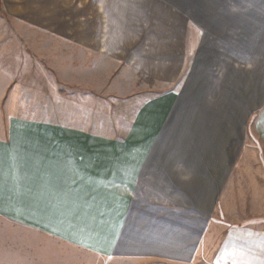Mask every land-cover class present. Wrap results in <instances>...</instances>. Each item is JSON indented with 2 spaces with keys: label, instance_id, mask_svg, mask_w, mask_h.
Segmentation results:
<instances>
[{
  "label": "crops",
  "instance_id": "1",
  "mask_svg": "<svg viewBox=\"0 0 264 264\" xmlns=\"http://www.w3.org/2000/svg\"><path fill=\"white\" fill-rule=\"evenodd\" d=\"M187 44L193 58L182 85L153 97L142 89L148 98L132 119L133 132L94 133L61 120L0 121V227L13 228L22 241L0 250L14 254V264H54L46 260L58 249L47 241L66 256L114 264H193V247L209 230L199 222L211 218L248 127L264 145V0H193ZM202 46L206 68L214 71L217 63L222 70L213 81L205 77L206 102L193 95V127L206 126L198 138L181 128L178 111L190 75L196 93ZM220 97L229 117L214 128L215 118L195 110L217 108Z\"/></svg>",
  "mask_w": 264,
  "mask_h": 264
},
{
  "label": "rangeland",
  "instance_id": "2",
  "mask_svg": "<svg viewBox=\"0 0 264 264\" xmlns=\"http://www.w3.org/2000/svg\"><path fill=\"white\" fill-rule=\"evenodd\" d=\"M187 42L193 43V0H0V121L61 120L94 133L133 132L132 119L148 98L142 89L153 97L182 85L193 58ZM200 53L196 93L190 75L178 111L181 128L198 138L206 126L193 127V95L206 102L205 77L222 70L217 63L207 69L204 46ZM221 101L195 112L215 118V128L229 117ZM251 128L211 218L199 222L209 230L193 247V264H264V145ZM234 135L229 130L226 137ZM11 231L0 227V246L20 245ZM47 242L58 249L50 263L114 264L66 256L60 244ZM1 250L0 264H14L15 255Z\"/></svg>",
  "mask_w": 264,
  "mask_h": 264
}]
</instances>
